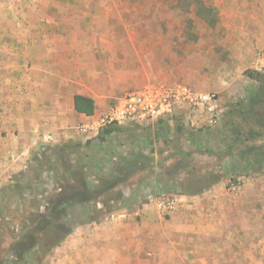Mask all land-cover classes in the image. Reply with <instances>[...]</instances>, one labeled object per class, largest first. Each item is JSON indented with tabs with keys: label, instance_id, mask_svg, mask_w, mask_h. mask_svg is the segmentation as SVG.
Instances as JSON below:
<instances>
[{
	"label": "rangeland",
	"instance_id": "1",
	"mask_svg": "<svg viewBox=\"0 0 264 264\" xmlns=\"http://www.w3.org/2000/svg\"><path fill=\"white\" fill-rule=\"evenodd\" d=\"M76 17L75 22H93V34L107 37L108 72L101 82L107 108L148 84L217 93L226 112L250 88L264 89V0H88ZM254 72L259 75L251 76ZM225 115L208 127L203 118L176 112L164 122L171 135L155 142L151 167L91 204L94 219L84 216V209L68 220L47 216L74 184L71 170L83 169L86 181L99 186L122 159L142 148L149 152L138 125L153 129L158 123L117 125L105 143L95 138L65 143L83 146L73 148L69 165L41 161L38 173L33 158L23 175L0 188V264L15 263L16 242L35 228V247L20 264H73L72 238L115 224L128 232L123 264H202L196 252L200 230L228 218L231 240L223 234L208 242L203 256L220 264H264V134L233 146L224 138ZM161 193L170 211L160 207ZM193 196L209 204L184 209V200ZM218 198L224 203L220 208L214 205ZM84 264H101L99 250Z\"/></svg>",
	"mask_w": 264,
	"mask_h": 264
},
{
	"label": "crops",
	"instance_id": "2",
	"mask_svg": "<svg viewBox=\"0 0 264 264\" xmlns=\"http://www.w3.org/2000/svg\"><path fill=\"white\" fill-rule=\"evenodd\" d=\"M86 1L0 0V188L23 175L42 147L55 148L74 139L85 143L91 137L79 127L95 129L110 108L101 88L108 72L107 37L93 34V22H75ZM77 95L94 101L93 115L77 112ZM222 192L219 189V195ZM222 198L213 204L220 208ZM184 201L189 211L209 204L195 196ZM219 217L218 210L215 218ZM222 221L199 232L196 252L202 264H220L203 254L208 255V242L213 244L219 236L227 234L231 240L230 219ZM104 228L72 238L68 253L73 264L91 261L97 250L101 264H123L128 232L116 224Z\"/></svg>",
	"mask_w": 264,
	"mask_h": 264
},
{
	"label": "trees",
	"instance_id": "3",
	"mask_svg": "<svg viewBox=\"0 0 264 264\" xmlns=\"http://www.w3.org/2000/svg\"><path fill=\"white\" fill-rule=\"evenodd\" d=\"M255 74L259 75L258 72H254L251 76H255ZM75 108L77 112L90 116L93 115L95 111V104L91 98L77 95L75 97ZM226 115L225 118H227L224 121V138L227 141H233V146L237 143H241L243 137L250 140H255L256 138L262 140L264 134V89L250 88L246 97L230 108L226 112ZM169 118L159 120L157 122L158 125L154 126L153 129H144L142 126L138 125L139 130H142L145 134L144 138L146 139L144 140V143L146 144V148L149 147V152L145 154L142 148V151H135L130 158H127L126 160L122 159V163L117 171L111 174L109 178L101 181L99 186H92L86 181L83 169L78 171L79 174L76 170H71L75 182L74 184L67 185L65 191L55 200L52 209L49 211L50 215L47 216L48 219L54 216L59 221L68 220V217L77 211L76 209H84L83 215L87 218L94 219L93 215L97 210L94 208L90 209L91 204H94L97 201L99 202L100 199L106 196L109 192L124 184L129 176L151 167L154 159L151 156L155 154V142L161 136L166 139L170 138L171 128L170 126H167V124H164ZM259 129L263 132H259ZM117 130L119 129H117L115 125L104 127L100 130L99 135L95 140L98 143H105L110 136L116 133ZM179 130L181 131L180 128ZM197 138L198 135H196V139ZM90 143H92V141L88 142V144ZM81 146V144H77L74 147H71L68 144H63L62 147H57V150L55 151L53 150L54 148L42 147L34 157V160L38 162L39 169H37V172H41L39 165L41 161H59L60 163H66L69 165L73 148H79ZM233 146L231 145L230 147ZM60 147L63 149V152ZM141 147V145H138L136 149ZM261 157L263 158L260 161H264V155L260 156V158ZM259 159L257 160V163L260 162ZM15 189L20 192L21 187L16 185ZM48 224H51V222H48ZM37 231H39V228L31 230L29 234L16 242L15 248L13 249V255L15 257L14 264H20V262L30 253L31 249L35 247L36 240L34 239V234ZM65 234H71V229Z\"/></svg>",
	"mask_w": 264,
	"mask_h": 264
},
{
	"label": "built area",
	"instance_id": "4",
	"mask_svg": "<svg viewBox=\"0 0 264 264\" xmlns=\"http://www.w3.org/2000/svg\"><path fill=\"white\" fill-rule=\"evenodd\" d=\"M176 112L184 113L187 118H203L208 127L216 126L226 113L217 93H201L192 87L181 85L148 84L125 94L111 105L99 119L95 129L82 125L79 130L93 139L104 127L130 122L137 124L158 122L173 116ZM159 205L165 211L172 209L165 193H161Z\"/></svg>",
	"mask_w": 264,
	"mask_h": 264
}]
</instances>
